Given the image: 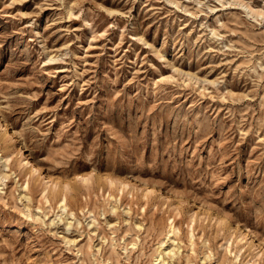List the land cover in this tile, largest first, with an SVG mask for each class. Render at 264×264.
Segmentation results:
<instances>
[{
    "label": "rangeland",
    "instance_id": "1",
    "mask_svg": "<svg viewBox=\"0 0 264 264\" xmlns=\"http://www.w3.org/2000/svg\"><path fill=\"white\" fill-rule=\"evenodd\" d=\"M0 155V264H264V0H0Z\"/></svg>",
    "mask_w": 264,
    "mask_h": 264
},
{
    "label": "bare ground",
    "instance_id": "2",
    "mask_svg": "<svg viewBox=\"0 0 264 264\" xmlns=\"http://www.w3.org/2000/svg\"><path fill=\"white\" fill-rule=\"evenodd\" d=\"M39 32V31H38ZM38 35H39V33H38ZM3 138V137H2ZM6 141V140H5ZM5 148H6V146H5ZM3 150V149H2ZM4 151H5V149H4ZM6 153V152H5ZM3 155H0V159H3V157H2ZM4 160L6 161V163L4 164V166H8L7 165V161H8V157H6V158H4ZM27 164H29L30 162L29 161H27L26 162ZM19 164H22V161L20 160L19 161ZM30 165V164H29ZM27 167V166H26ZM5 169V168H4ZM27 170H28V172H30V173H34V172H36L37 170H39L37 167H36V165H30L29 167H27ZM7 177H9V174L7 173V172H4V170H1L0 171V185H2V183H3V181H4V179H6ZM112 183V182H111ZM25 186H24V188H27L28 187V183H26V184H24ZM53 185V184H52ZM119 185H121V184H119ZM44 186V185H43ZM126 186V185H125ZM59 187V186H58ZM61 188V187H60ZM120 188V187H119ZM0 189H2V188H0ZM50 191H51V188H50ZM49 191V192H50ZM48 192V194H50ZM51 193L54 195V197H57L58 198V200L60 201V207H62V208H65V206H66V203H65V198H63L62 197V194H61V191H60V189L59 190H56L55 192H53V191H51ZM51 195V194H50ZM175 228H176V226H175ZM175 228H174V226L173 225H171V227H170V230L168 231V234L170 233V232H175L176 230H175ZM243 234V233H242ZM169 236V235H168ZM238 238L240 237V236H237ZM171 238V237H170ZM237 239V238H236ZM243 239H244V237H241L240 239H239V241H243ZM250 242H252V241H250ZM161 243H163V242H161ZM242 243V242H241ZM240 244V243H239ZM252 244V243H251ZM133 245V244H132ZM134 246V245H133ZM157 250H158V248H157ZM162 250V249H161ZM158 251V253H157V255L156 256H154L155 258H154V263L153 264H168V262H166V258H165V255L164 254H166V255H168L169 257L171 256V254H174L173 253V250H169V251H166V252H163V251ZM165 250H167V249H165ZM167 261H168V259H167Z\"/></svg>",
    "mask_w": 264,
    "mask_h": 264
}]
</instances>
